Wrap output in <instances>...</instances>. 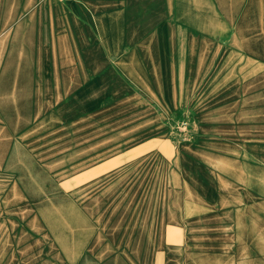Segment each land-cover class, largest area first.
I'll return each mask as SVG.
<instances>
[{"label": "rangeland", "instance_id": "1", "mask_svg": "<svg viewBox=\"0 0 264 264\" xmlns=\"http://www.w3.org/2000/svg\"><path fill=\"white\" fill-rule=\"evenodd\" d=\"M46 2L0 0V264H264L262 75L233 115L139 131Z\"/></svg>", "mask_w": 264, "mask_h": 264}, {"label": "crops", "instance_id": "2", "mask_svg": "<svg viewBox=\"0 0 264 264\" xmlns=\"http://www.w3.org/2000/svg\"><path fill=\"white\" fill-rule=\"evenodd\" d=\"M44 10L55 46L97 75L120 115L147 122L139 131L233 115L218 111L246 106L256 71L264 85V0H48Z\"/></svg>", "mask_w": 264, "mask_h": 264}]
</instances>
